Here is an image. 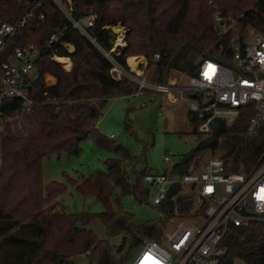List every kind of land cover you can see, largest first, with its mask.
I'll return each mask as SVG.
<instances>
[{"label": "trees", "instance_id": "16d2710c", "mask_svg": "<svg viewBox=\"0 0 264 264\" xmlns=\"http://www.w3.org/2000/svg\"><path fill=\"white\" fill-rule=\"evenodd\" d=\"M58 1L75 21L94 16L93 26L86 28L88 37L72 28L54 0H0V19L7 23L16 24L33 13L32 20L8 42L0 60L29 44L39 51L34 62L37 78L29 91L33 108L26 112L18 100L3 103L9 118L26 114L29 129L26 136H17L6 120L0 132V264H71L77 255L87 256L93 264H128L146 242H160L162 227L175 214L188 213L194 203L190 195L175 187L157 206L162 215L158 220L134 225L122 210L126 196L147 201L148 189L142 182L147 172H135L138 159L121 146H110L96 129L108 100L129 95L137 87L125 77L112 79L110 59L129 72L126 60L144 57L153 67L151 82L155 84H165L172 71L196 76L203 59L222 56L213 46L212 6L224 17L238 18L243 33L252 27L264 35V0ZM252 2L254 8L247 9ZM117 25L126 31V45L114 51L117 35L112 28ZM52 35L58 38L48 47ZM67 45L74 48L72 52ZM156 54L159 60L153 64ZM53 57L66 61H54ZM67 58L71 70L65 65L70 64ZM60 65L70 72H63ZM46 74L56 79L53 85H46ZM254 109L250 104L242 107L232 127L203 149L183 155L172 172L197 169L202 153L208 150L212 156L219 153L226 172L248 173L264 155V126L253 136L246 131ZM191 121L194 128L195 119ZM88 137L100 149H113L115 157L104 162L107 171H95L81 182L65 177L81 196L98 200L103 212L55 211L52 202L66 187L55 181L44 185L43 161L53 156H78L80 143ZM129 169L135 175L133 183L128 180ZM94 220L102 222L110 238L121 237L115 252L108 241L99 240L88 229ZM223 245L227 254L219 264H264V216L247 227L231 228Z\"/></svg>", "mask_w": 264, "mask_h": 264}, {"label": "built area", "instance_id": "2783aa9c", "mask_svg": "<svg viewBox=\"0 0 264 264\" xmlns=\"http://www.w3.org/2000/svg\"><path fill=\"white\" fill-rule=\"evenodd\" d=\"M54 1L72 28L88 37L86 28L93 26L94 16L75 21L67 8ZM212 9L213 46H217L222 56L203 59L196 76L178 72L186 82L168 77L165 84H155L145 78L144 70H140V75L124 71L106 55L113 64L111 77L113 80L125 77L136 84V90L129 96L153 91L172 104L188 101L187 112L190 119H195L193 131L202 137H210L214 130L221 134L229 129L238 120L241 108L253 105L254 114L246 128L247 134L253 136L264 126V35L243 33L237 19L224 17L215 5ZM32 18L33 13L29 12L16 24L0 19V55ZM57 38L52 35L48 47ZM38 58L37 47L29 44L15 48L0 60V132L4 121L18 116L9 118L3 110L5 101H20L26 112L33 108L29 91L37 78L34 62ZM158 60L159 55H154L153 64ZM141 64L138 62L136 68ZM212 122H217L215 129ZM163 161L164 171L147 172L142 178L143 185L148 186L150 203L159 206L175 187L188 195L183 191L188 187L195 207L186 214H175V218H186L187 222H181L167 238L162 236L160 242H146L128 264H219L227 254L223 245L227 232L234 227H247L264 216V155L248 173L226 172L218 156L209 157L197 169L190 168L183 174L172 172L176 162L171 160V153L163 155Z\"/></svg>", "mask_w": 264, "mask_h": 264}, {"label": "rangeland", "instance_id": "374dc122", "mask_svg": "<svg viewBox=\"0 0 264 264\" xmlns=\"http://www.w3.org/2000/svg\"><path fill=\"white\" fill-rule=\"evenodd\" d=\"M66 1L69 2V0ZM63 6L65 7V5ZM249 8H254V2L247 7V9ZM232 19L236 20L238 18ZM112 30L117 35L113 49L117 51V46L121 44L120 40L123 39L125 43L126 31L120 25L113 27ZM247 31L249 35L257 33L252 27H248ZM64 61H66V58ZM140 61L141 59L138 58L137 63ZM145 61L139 69L135 68L136 71L128 65V60H126V63L129 70L136 75H140V70H144L145 78L151 81L153 67L148 66ZM141 66L143 67L141 68ZM181 78L185 77L175 71H172L169 75V79H176L179 83L186 82ZM187 109L188 101L181 100L176 104H172L168 98L153 91H145L137 96L115 97L108 100L102 110L96 123V129L107 139L110 146H121L138 159L134 166L135 172H162L165 170L166 165L163 161V155L171 153V160L177 162L183 155L196 149L201 140L206 138L193 132L192 121L188 120L186 116ZM25 118L26 114H23L9 120L15 135H27L29 126ZM214 155L219 157V153ZM211 156L210 151L205 150L201 155V163ZM114 157L113 149H100L88 137L80 143L78 156L62 155L45 158L43 161L44 185L55 181L66 187V191L52 202L55 203L54 210L70 214L103 212V205L98 200L91 196H81L75 190V187L67 181L65 175L81 182L82 178L88 177L95 171L106 172L105 160ZM191 169L194 170V167H191ZM128 180L130 183L135 180L132 169L128 170ZM144 187L148 189V186L144 185ZM183 191L190 195L194 203L192 208H194L196 203L191 196L192 192L188 187H184ZM121 208L130 216V221L134 225H142L148 221L158 220L162 216L157 207L150 203L149 199L146 202H139L133 196H126L122 201ZM184 219L186 218H174L165 227H162L164 238H167L181 222H187ZM88 229L93 231L99 240L108 241L115 252V247L120 243L121 237L110 238L100 220L91 222ZM138 250L134 252L132 259H134V255L138 254ZM71 264L93 263L90 262L87 256L77 255L71 259Z\"/></svg>", "mask_w": 264, "mask_h": 264}, {"label": "crops", "instance_id": "0c3cea01", "mask_svg": "<svg viewBox=\"0 0 264 264\" xmlns=\"http://www.w3.org/2000/svg\"><path fill=\"white\" fill-rule=\"evenodd\" d=\"M70 1V0H69ZM67 47H68V51L69 52H72L73 51V47L72 46H70V45H67ZM55 58H61V57H53V60L55 61ZM131 58V57H130ZM137 58H139V59H141V61H140V63H144V60H145V58L144 57H142V56H140V57H137ZM68 60H69V58H67ZM129 59V58H128ZM127 59V60H128ZM146 62V61H145ZM69 63L70 64H65L66 66H70V70H71V66H72V64H71V61L69 60ZM60 67H61V70L63 71V69H62V65H60ZM143 66H141V68H142ZM70 70L69 71H63V72H70ZM49 78V79H48ZM44 80H45V83H46V85L47 86H51V85H53L55 82H56V79L52 76V75H50V74H46L45 76H44ZM186 116H187V118H188V120H191L190 118V115L188 114V112H186Z\"/></svg>", "mask_w": 264, "mask_h": 264}, {"label": "water", "instance_id": "95a60500", "mask_svg": "<svg viewBox=\"0 0 264 264\" xmlns=\"http://www.w3.org/2000/svg\"><path fill=\"white\" fill-rule=\"evenodd\" d=\"M212 125H213V127H214V129H215L216 126H217V122H212ZM219 134H220V133H218L217 131L214 130L213 135H211L210 137H206V138H205V139H204V140L198 145V147H197L196 149H203V148L206 146L207 143L215 141V140L218 138V135H219Z\"/></svg>", "mask_w": 264, "mask_h": 264}, {"label": "bare ground", "instance_id": "6f19581e", "mask_svg": "<svg viewBox=\"0 0 264 264\" xmlns=\"http://www.w3.org/2000/svg\"><path fill=\"white\" fill-rule=\"evenodd\" d=\"M120 45L122 46V47H125V43H124V41H123V39H121L120 40ZM120 45H118V46H120ZM58 59V61H64L65 60V58L63 59V58H57ZM137 60H138V58L137 57H131V58H129L128 59V65L131 67V69L132 70H134V71H136L135 70V68H136V65H137ZM140 60V59H139ZM49 79V78H48Z\"/></svg>", "mask_w": 264, "mask_h": 264}, {"label": "snow or ice", "instance_id": "6c2138e0", "mask_svg": "<svg viewBox=\"0 0 264 264\" xmlns=\"http://www.w3.org/2000/svg\"><path fill=\"white\" fill-rule=\"evenodd\" d=\"M262 198H264V197H262Z\"/></svg>", "mask_w": 264, "mask_h": 264}]
</instances>
